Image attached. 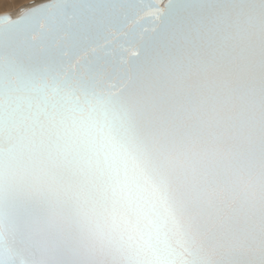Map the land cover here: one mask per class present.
Returning <instances> with one entry per match:
<instances>
[{"label": "water", "instance_id": "1", "mask_svg": "<svg viewBox=\"0 0 264 264\" xmlns=\"http://www.w3.org/2000/svg\"><path fill=\"white\" fill-rule=\"evenodd\" d=\"M0 264H264V0L0 15Z\"/></svg>", "mask_w": 264, "mask_h": 264}, {"label": "bare ground", "instance_id": "2", "mask_svg": "<svg viewBox=\"0 0 264 264\" xmlns=\"http://www.w3.org/2000/svg\"><path fill=\"white\" fill-rule=\"evenodd\" d=\"M7 1V0H6ZM6 1L5 0H0V2H1V4L3 5V3H6ZM9 1V0H8ZM22 1V0H21ZM20 1V2H21ZM45 1H47V0H30L29 2H27L26 4H24L23 2V4L24 5H22L21 4V6L19 5L16 9L14 8V6H13V8L12 9H14V11L13 12H11V11H9V10H6V8H0V15H2V14H10L11 16H13V17H15V16H18L22 11H24V10H26L27 8H29V7H31V6H33V5H36V4H38V3H41V2H45ZM12 2H14L13 0H12ZM17 2V1H16ZM7 4V3H6ZM15 4V3H14ZM11 5H13V3L11 4ZM10 5V6H11ZM1 6V5H0ZM2 7H4V5L2 6Z\"/></svg>", "mask_w": 264, "mask_h": 264}, {"label": "rangeland", "instance_id": "3", "mask_svg": "<svg viewBox=\"0 0 264 264\" xmlns=\"http://www.w3.org/2000/svg\"><path fill=\"white\" fill-rule=\"evenodd\" d=\"M5 1H6V0H5ZM13 1H14V2H12V0H9V1L7 0V1H6L7 4H6V3H3L4 7H2L3 5H2L1 2H0V5H1L0 8H6V10H9V11L13 12V11H14V9H12L13 6H14V8H15V7L17 8L19 5H20V6H21V4L24 5V4H26L27 2H29L30 0H22V1H21V0H13ZM16 1H17V2H16ZM20 1H21V2H20ZM22 2H23L24 4H23ZM12 3H13V5H11ZM14 3H15V4H14ZM10 5H11V6H10ZM16 8H15V9H16ZM1 11H2V10H1ZM1 11H0V12H1Z\"/></svg>", "mask_w": 264, "mask_h": 264}]
</instances>
